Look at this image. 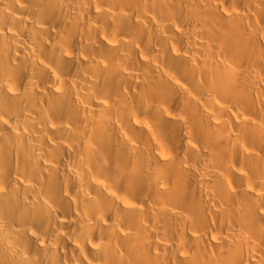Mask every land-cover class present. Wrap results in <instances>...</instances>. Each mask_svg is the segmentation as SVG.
Returning <instances> with one entry per match:
<instances>
[{"label":"bare ground","instance_id":"6f19581e","mask_svg":"<svg viewBox=\"0 0 264 264\" xmlns=\"http://www.w3.org/2000/svg\"><path fill=\"white\" fill-rule=\"evenodd\" d=\"M0 264H264V0H0Z\"/></svg>","mask_w":264,"mask_h":264}]
</instances>
